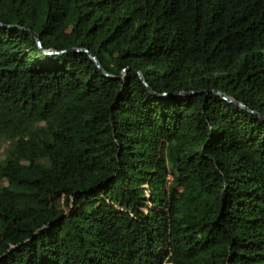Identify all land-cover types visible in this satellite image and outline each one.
Returning a JSON list of instances; mask_svg holds the SVG:
<instances>
[{"label":"trees","instance_id":"trees-1","mask_svg":"<svg viewBox=\"0 0 264 264\" xmlns=\"http://www.w3.org/2000/svg\"><path fill=\"white\" fill-rule=\"evenodd\" d=\"M0 147V264H264V0H0Z\"/></svg>","mask_w":264,"mask_h":264},{"label":"water","instance_id":"water-1","mask_svg":"<svg viewBox=\"0 0 264 264\" xmlns=\"http://www.w3.org/2000/svg\"><path fill=\"white\" fill-rule=\"evenodd\" d=\"M38 39V38H37ZM72 51H84V52H88V50L87 49H80V48H77V49H71ZM46 53H55V51H51V50H47V51H45ZM91 58L94 60V62L97 64V66L101 69V70H103L102 69V67H101V65H100V63H99V61H98V59H97V57L96 56H94V55H92L91 56ZM127 70V68H124L123 70H122V73H121V76L124 74V72ZM138 72V74H139V77H140V79H141V81L145 84V85H147V82H146V80L144 79V77L142 76V74L139 72V71H137ZM211 91H213L215 94H217L218 96H220L223 100H226V101H228V102H231V103H235V104H237V105H239V106H241V107H244V105L241 103V102H238V101H235V100H233L232 98H230L229 96H227L226 94H224L223 92H221V91H219V90H215V89H212ZM189 93H194V92H189Z\"/></svg>","mask_w":264,"mask_h":264},{"label":"rangeland","instance_id":"rangeland-1","mask_svg":"<svg viewBox=\"0 0 264 264\" xmlns=\"http://www.w3.org/2000/svg\"><path fill=\"white\" fill-rule=\"evenodd\" d=\"M2 150V147H0V151ZM61 201H64L63 198H61Z\"/></svg>","mask_w":264,"mask_h":264}]
</instances>
